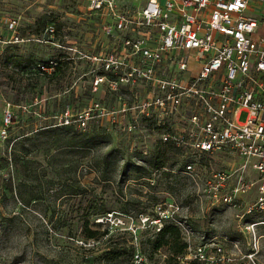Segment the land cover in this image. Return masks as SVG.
I'll use <instances>...</instances> for the list:
<instances>
[{
    "label": "rangeland",
    "instance_id": "1",
    "mask_svg": "<svg viewBox=\"0 0 264 264\" xmlns=\"http://www.w3.org/2000/svg\"><path fill=\"white\" fill-rule=\"evenodd\" d=\"M146 1L117 0L123 7ZM12 19L14 32L7 28ZM50 24L52 41L45 38ZM100 24L87 0H0V60L13 55L21 62L0 65V126L8 104L15 116L7 137L0 134V264H117L100 259L109 248L82 242L86 218L123 233L133 257L147 264H165L166 249L152 250L165 224L189 230L194 246H220L222 264H264L256 173L234 155L195 158L162 143L163 128L143 107L148 91L141 82L94 85L103 75L116 79L99 60ZM48 61L57 62L54 69L36 66ZM94 103L105 114L94 111L85 129L59 125L66 108L78 114ZM190 162L193 173L184 170ZM212 170L231 174L221 193L240 177L251 186L231 204L214 200ZM94 202L100 210L90 215ZM158 207L171 209L181 226L169 219L157 225Z\"/></svg>",
    "mask_w": 264,
    "mask_h": 264
},
{
    "label": "built area",
    "instance_id": "2",
    "mask_svg": "<svg viewBox=\"0 0 264 264\" xmlns=\"http://www.w3.org/2000/svg\"><path fill=\"white\" fill-rule=\"evenodd\" d=\"M87 10L101 19L104 36L98 41L105 51L99 60L116 78L103 75L94 85L141 82L148 91L143 107L147 117L163 128L162 143L195 158L237 156L243 170L257 175L253 208L264 211V0H147L131 7L120 6L117 0H87ZM16 26L15 19L7 23L13 32ZM50 66L38 67L44 71L55 63ZM94 111L96 117L105 114L98 103L78 114L66 108L58 116L59 125L85 129ZM12 116L8 104L0 126L4 138ZM194 165L185 164V172L193 173ZM230 176L212 170L207 185L214 200L231 204L250 188L240 177L237 186L221 193ZM156 211L157 225L167 219L180 225L171 209ZM179 229L186 244L179 264L224 262L220 246L206 242L194 246L190 231ZM132 258V264H147L140 254Z\"/></svg>",
    "mask_w": 264,
    "mask_h": 264
},
{
    "label": "trees",
    "instance_id": "3",
    "mask_svg": "<svg viewBox=\"0 0 264 264\" xmlns=\"http://www.w3.org/2000/svg\"><path fill=\"white\" fill-rule=\"evenodd\" d=\"M51 26H54V24H50L48 27L51 28ZM45 30V38H47L48 41H52L51 36L53 35V33H55V29L52 33L49 32L48 28H46ZM8 58L4 56L0 60V65L7 66L9 65V61H11L10 59H12V65H14V67H21V62H18L15 56L12 55ZM54 63L56 66L57 62ZM40 65H42L43 67L45 66L46 68H51L49 61L36 64L37 67ZM52 69H54V67ZM12 117L14 118L15 116ZM63 127L68 128L66 126ZM98 210H100L99 205L97 204V202H94L92 203V205H90L89 214L96 215L98 213ZM100 225L101 224L89 225V219L86 218L83 222V225L81 226V230L78 236L81 237L84 244H86L88 241H91L93 243H97L96 246H103L110 249V251L106 252L104 254V257H101L100 259L117 261V264H128V262L131 261V257H133L134 252L132 244L129 243L131 242L130 239L124 238L123 233L116 230L111 231V233L109 234V229L107 228V226L101 229ZM162 247H164L167 251L165 264H179V258H181L185 254L186 244L182 241L180 230L177 226L173 224H165L160 229L159 233H157V238L152 242V250L154 251ZM84 259L87 260L88 258L84 256ZM190 264L199 263L191 262Z\"/></svg>",
    "mask_w": 264,
    "mask_h": 264
},
{
    "label": "crops",
    "instance_id": "4",
    "mask_svg": "<svg viewBox=\"0 0 264 264\" xmlns=\"http://www.w3.org/2000/svg\"><path fill=\"white\" fill-rule=\"evenodd\" d=\"M223 155H220V157L222 158Z\"/></svg>",
    "mask_w": 264,
    "mask_h": 264
}]
</instances>
